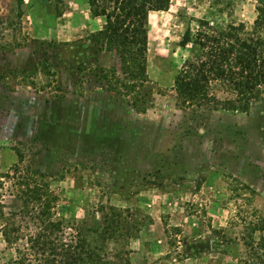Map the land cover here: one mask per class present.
<instances>
[{
	"label": "rangeland",
	"instance_id": "rangeland-1",
	"mask_svg": "<svg viewBox=\"0 0 264 264\" xmlns=\"http://www.w3.org/2000/svg\"><path fill=\"white\" fill-rule=\"evenodd\" d=\"M142 1L0 0V205L21 210L27 168L102 264H264V92L228 110L174 83L196 20L249 27L255 0H168L147 12L143 57L110 31L130 40Z\"/></svg>",
	"mask_w": 264,
	"mask_h": 264
},
{
	"label": "trees",
	"instance_id": "trees-1",
	"mask_svg": "<svg viewBox=\"0 0 264 264\" xmlns=\"http://www.w3.org/2000/svg\"><path fill=\"white\" fill-rule=\"evenodd\" d=\"M95 1L90 0L92 3ZM144 2L138 6L142 13L140 21L137 20L138 26L131 29L130 40L122 36L128 28L122 29L113 24L110 27L114 41L123 50H126L127 43H138V52L142 57L146 50L147 37L143 24L147 12L163 10L168 5V0ZM135 7H129L126 13L131 14ZM254 8L256 15L249 27L242 21L220 26L208 19H197L193 39L191 31L190 36L188 31L185 32L180 44L192 40L199 47V55L195 60L185 61L175 76L174 83L183 103L197 106L208 103L220 105L223 109L245 111L250 101L264 92V0H255ZM130 22L133 24V20ZM212 87L220 88L231 96L219 99L209 93ZM17 155L20 163L22 154L17 151ZM11 169L16 174L22 171L17 163ZM40 176L37 171L26 168L16 178L21 210L10 209L5 214L4 205H0L3 243L0 264H102L99 259H93L98 245L84 238L76 241L64 238V222L52 219L50 211L55 196L47 184L40 181ZM6 205L8 208L15 207L13 203ZM85 229L96 232L90 226ZM23 231L26 232L23 234ZM250 264L257 263L252 261Z\"/></svg>",
	"mask_w": 264,
	"mask_h": 264
}]
</instances>
